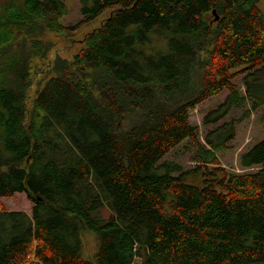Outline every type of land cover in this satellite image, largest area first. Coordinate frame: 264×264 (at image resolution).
<instances>
[{"label": "trees", "instance_id": "1", "mask_svg": "<svg viewBox=\"0 0 264 264\" xmlns=\"http://www.w3.org/2000/svg\"><path fill=\"white\" fill-rule=\"evenodd\" d=\"M260 1L80 0L73 25L61 23L64 0L0 6V264H264V138L241 152L245 171L228 170L218 152L236 124L203 142L191 122L225 89L228 112L264 106L252 84L264 78ZM106 12L73 58L35 70L56 44L49 32ZM156 28L169 47L147 52ZM215 111L203 124L219 121ZM186 139L197 167L161 160ZM17 192L31 215L4 207ZM86 233L97 239L91 257Z\"/></svg>", "mask_w": 264, "mask_h": 264}, {"label": "rangeland", "instance_id": "2", "mask_svg": "<svg viewBox=\"0 0 264 264\" xmlns=\"http://www.w3.org/2000/svg\"><path fill=\"white\" fill-rule=\"evenodd\" d=\"M8 0H0V6L6 3ZM68 7V13L61 17V23L64 25H73L80 22L84 18V14L81 11L80 0H64ZM259 6L264 11V0H261ZM109 16V12L102 14L97 19L82 24L76 31H72L67 34H58L54 31L48 33V37L55 41V46L48 55V58H36L34 61L35 70L38 68H45L47 64L53 60V58L59 54L66 58H73L85 46V38L88 34L102 25L104 20ZM156 28L151 32V40L145 44L143 48L147 52L166 51L169 47L170 34L167 30L166 33L158 32ZM36 73V72H35ZM34 73V75H35ZM245 75V74H244ZM240 75L234 79L243 92L246 91V86L243 80V76ZM42 77L41 74H36V81ZM254 92H264V78L252 80ZM37 89V82H35L29 91V105L32 104ZM230 91L228 89L223 90L217 95L211 96L209 99L199 104L197 108L192 110L191 122L200 127V137L203 142H206V134L220 125L225 123L234 122L236 124V136L229 142V147H224L218 152V156L221 160V164L228 170L245 171V168L239 164V156L241 152L246 150L255 141H259L264 138V106L252 110L249 114H246L247 106H239L232 108L229 112L227 106L221 104L226 100ZM214 113L216 115L222 114L219 121L216 123L205 125L203 121L205 117L213 110L217 109ZM228 112V113H227ZM227 113V115H226ZM218 137V136H216ZM220 139V136L217 138ZM196 145L189 139L184 140L174 150L167 153L161 160H171L179 162L185 170H189L197 167L196 162ZM253 169V168H251ZM250 170V169H248ZM161 171H165L163 168ZM190 182L197 183L196 180H188ZM201 183V182H199ZM4 207L9 210H21L28 214H32L33 202L27 197L25 192H17L13 196H6L2 198ZM85 243V256L91 257L97 250V239L91 233L84 235Z\"/></svg>", "mask_w": 264, "mask_h": 264}, {"label": "water", "instance_id": "3", "mask_svg": "<svg viewBox=\"0 0 264 264\" xmlns=\"http://www.w3.org/2000/svg\"><path fill=\"white\" fill-rule=\"evenodd\" d=\"M214 13L216 14V19H218L219 18V15L217 14V11L214 9Z\"/></svg>", "mask_w": 264, "mask_h": 264}]
</instances>
